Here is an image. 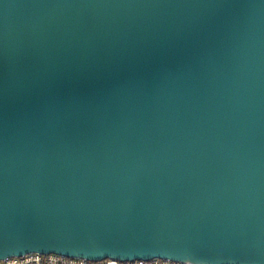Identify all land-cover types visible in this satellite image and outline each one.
<instances>
[{"label":"water","instance_id":"water-1","mask_svg":"<svg viewBox=\"0 0 264 264\" xmlns=\"http://www.w3.org/2000/svg\"><path fill=\"white\" fill-rule=\"evenodd\" d=\"M264 264V0H0V259Z\"/></svg>","mask_w":264,"mask_h":264},{"label":"built area","instance_id":"built-area-1","mask_svg":"<svg viewBox=\"0 0 264 264\" xmlns=\"http://www.w3.org/2000/svg\"><path fill=\"white\" fill-rule=\"evenodd\" d=\"M60 254L61 253H55V252L29 251L23 254H19L18 256H12L10 257V259H0V264H68V262L61 256L65 254H61V255ZM72 257H76V256H72ZM152 258L153 257L148 259H152ZM132 259H143V258H132ZM94 264H98V262H94ZM118 264H129V262L121 260L118 262ZM146 264H148V262H146ZM163 264H193V263L172 259L170 261L163 262Z\"/></svg>","mask_w":264,"mask_h":264},{"label":"snow or ice","instance_id":"snow-or-ice-1","mask_svg":"<svg viewBox=\"0 0 264 264\" xmlns=\"http://www.w3.org/2000/svg\"><path fill=\"white\" fill-rule=\"evenodd\" d=\"M61 255V254H60ZM12 256H18L16 254L3 256L2 259H10ZM68 264H94V262H98V264H118L119 261H127L129 264H163V262L170 261L173 258H161L160 256H154L152 259H114L111 256H105L103 259H87L79 256L72 257L69 255H61Z\"/></svg>","mask_w":264,"mask_h":264}]
</instances>
